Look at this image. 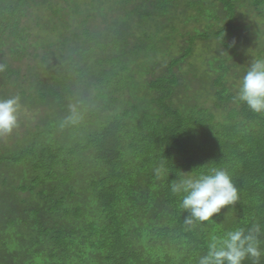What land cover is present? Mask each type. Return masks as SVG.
<instances>
[{
    "label": "trees",
    "instance_id": "16d2710c",
    "mask_svg": "<svg viewBox=\"0 0 264 264\" xmlns=\"http://www.w3.org/2000/svg\"><path fill=\"white\" fill-rule=\"evenodd\" d=\"M208 41L224 54L198 52ZM245 56L264 59V0H0V99L21 104L0 137V264H198L211 235L264 225ZM206 166L240 201L186 225L170 185Z\"/></svg>",
    "mask_w": 264,
    "mask_h": 264
},
{
    "label": "clouds",
    "instance_id": "9594fccd",
    "mask_svg": "<svg viewBox=\"0 0 264 264\" xmlns=\"http://www.w3.org/2000/svg\"><path fill=\"white\" fill-rule=\"evenodd\" d=\"M0 71H3V65H0ZM236 100L246 104L257 114L264 113V59H256L251 63L243 76ZM20 108L19 97L0 99V137L10 135L18 127ZM69 111L70 115L65 123H76L79 119L76 105L70 104ZM166 173L167 169L163 164L154 169L157 179ZM170 190L180 198V208L189 213L185 219L186 225L215 224L214 217L222 209L234 208L240 201V191L230 172L223 167L206 166L182 174L171 183ZM262 234L264 225L259 222L247 227H234L220 235L213 234L207 243V251L199 257L198 264H245L249 259L253 264H259L264 255L260 239Z\"/></svg>",
    "mask_w": 264,
    "mask_h": 264
},
{
    "label": "rangeland",
    "instance_id": "374dc122",
    "mask_svg": "<svg viewBox=\"0 0 264 264\" xmlns=\"http://www.w3.org/2000/svg\"><path fill=\"white\" fill-rule=\"evenodd\" d=\"M253 15V13L251 14V16ZM255 19H257V18H255ZM234 34H236V33H234ZM228 41H234V39H233V36L228 40ZM214 42H217L216 40H214ZM210 43H209V41L207 42V43H205V42H202V43H199L198 44V47H197V51L199 52V51H201V53H202V51H203V54L205 55V56H207L208 58L207 59H212V58H214V57H219V56H221L222 54H224L223 53V48H221L220 46H218V44H213V46H210L209 45ZM202 55H198V57L196 58L197 59V64H200V61L199 60H202L200 57H201ZM244 60H245V62L248 64L249 62H253L252 61V59L250 58V57H246L245 56V58H244ZM196 62V61H195ZM186 67V66H185ZM200 67H202V66H198L197 68H196V70H195V72H197V76L199 75V78H197L198 79V81H196L195 83H196V87H197V89L198 90H201V91H204L205 90V88L207 87V84H208V77L207 76H203V75H200L199 73L201 72V69H200ZM210 68V67H209ZM212 72H213V74H216L213 70H211ZM240 80V79H239ZM238 83H240V81H238ZM237 89H239V87H240V85H237V86H235ZM197 89H194V91H198ZM181 98H182V96H181ZM205 101V99H203L202 100V102H204ZM25 115H27L29 118H31L33 115H32V113L31 112H28V111H25V113H24Z\"/></svg>",
    "mask_w": 264,
    "mask_h": 264
}]
</instances>
